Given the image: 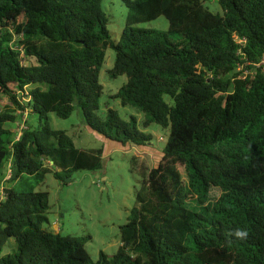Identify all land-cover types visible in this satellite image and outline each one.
<instances>
[{"label": "trees", "instance_id": "trees-1", "mask_svg": "<svg viewBox=\"0 0 264 264\" xmlns=\"http://www.w3.org/2000/svg\"><path fill=\"white\" fill-rule=\"evenodd\" d=\"M123 3L117 41L104 0H0V95L15 105L0 110V185L12 164L0 201V264H264V73L254 65L264 53V0H219L222 14L203 0ZM160 17L167 32L139 27ZM109 49V75L127 78L115 98L145 116L143 130L156 124L169 135L155 168L133 157L141 182L122 244L95 261L86 238L48 227L50 193L36 188L49 173L64 182L103 166V149L77 148L49 114L68 119L79 108L100 134L152 141L135 118L97 115ZM247 62L245 76L237 69ZM19 111L38 124L15 141L9 126ZM213 188L220 195L212 200Z\"/></svg>", "mask_w": 264, "mask_h": 264}, {"label": "rangeland", "instance_id": "rangeland-1", "mask_svg": "<svg viewBox=\"0 0 264 264\" xmlns=\"http://www.w3.org/2000/svg\"><path fill=\"white\" fill-rule=\"evenodd\" d=\"M203 1L213 13H223L219 0ZM104 9L109 16L108 28L112 37L119 41L128 15L123 0H104ZM139 27L167 32L169 23L165 17H160L150 23L140 24ZM114 61L115 53L109 49L100 73L104 93L100 99V111L97 115L104 118L108 109H113L125 121L133 122L135 118L140 127L145 116L133 107H124L121 101L115 98L127 78L125 76L112 78L109 75ZM18 97L28 101V98L23 97L22 92H19ZM10 106L15 107L10 98L0 95V110ZM18 115L20 117L18 121L9 126L16 136L23 124L26 129L31 124H38V116H32L29 111L23 115L19 111ZM49 123L53 130L66 131L77 148L103 149L104 156L103 166L99 171H76L65 177L64 182L49 173L37 186V191L50 193L51 209L48 218L51 227H48L65 236L86 238V248L95 261L99 259L101 251L111 258L122 244L121 228L129 220L140 189L141 177L137 171H132V159L136 156L138 166L143 165L149 171L155 168L163 157L169 130H163L156 124H152L146 130L140 127L152 136V141L146 146H137L124 144L117 136L116 130L112 132L109 130L108 135L94 131L85 122L79 108L68 119L49 114ZM7 170L6 165L3 170L5 177L8 175ZM219 195V190L213 188L209 198L217 199ZM189 204L197 206L198 203L191 198Z\"/></svg>", "mask_w": 264, "mask_h": 264}, {"label": "built area", "instance_id": "built-area-1", "mask_svg": "<svg viewBox=\"0 0 264 264\" xmlns=\"http://www.w3.org/2000/svg\"><path fill=\"white\" fill-rule=\"evenodd\" d=\"M243 42H245V40H239V43H243ZM250 64H251L250 62H247L246 64H239L237 70H238V71H243L244 74H245V76H246V75L249 74V70H247V69L245 68V66H246V65H250ZM254 65H255V68H256V69H260V70L264 73V53H263V55H262L260 61H259L258 63H255ZM24 126H25V125L23 124V126H22L20 132L17 133L18 135L15 137V141H18V140L20 139V137H21V135H22V133H23V130L26 129V128H24ZM11 165H12V164H11V162H10L9 165H8V175H7V177L4 178L3 182H2L1 185H0V201H1L2 199H4V197H5V189H6V186H7V182H8V180L11 178V175H12ZM5 182H6V184H5Z\"/></svg>", "mask_w": 264, "mask_h": 264}, {"label": "clouds", "instance_id": "clouds-1", "mask_svg": "<svg viewBox=\"0 0 264 264\" xmlns=\"http://www.w3.org/2000/svg\"><path fill=\"white\" fill-rule=\"evenodd\" d=\"M236 235H237V236H243V235H245V233H242V232H239V231H238V232L236 233Z\"/></svg>", "mask_w": 264, "mask_h": 264}]
</instances>
